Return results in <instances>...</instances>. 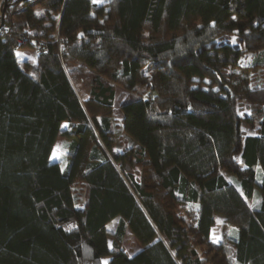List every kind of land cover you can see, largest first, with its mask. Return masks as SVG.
<instances>
[{"label":"trees","instance_id":"trees-1","mask_svg":"<svg viewBox=\"0 0 264 264\" xmlns=\"http://www.w3.org/2000/svg\"><path fill=\"white\" fill-rule=\"evenodd\" d=\"M65 65L90 73L82 101ZM105 261L264 264V0H6L0 264Z\"/></svg>","mask_w":264,"mask_h":264},{"label":"rangeland","instance_id":"rangeland-1","mask_svg":"<svg viewBox=\"0 0 264 264\" xmlns=\"http://www.w3.org/2000/svg\"><path fill=\"white\" fill-rule=\"evenodd\" d=\"M104 1V0H102ZM1 3V2H0ZM18 53V59L20 61H26L28 59H30L31 61L35 60V55H36V51L31 50L29 52H21L20 50L17 51ZM29 68L31 69L32 67L29 66ZM65 70L69 76V79L72 82V85L79 97V99L82 101L84 99V97L88 94L89 89H90V73L88 72V70H86V68L82 67V66H66L65 65ZM120 93H126V91L120 87L119 85L115 86V95L117 96ZM246 102L243 103V107L241 109H239V114H243V113H249V109L245 107ZM118 106V101H114V107ZM115 120V118L113 119ZM66 123H62L61 124V130L65 128ZM257 126L254 127L253 131H249L246 128H244V130L247 132V134H255L254 130L256 129ZM115 147L117 148V150L121 149L123 143H127V145H133V142L128 139L126 137V135H124L121 132V128H120V124L118 122V120L116 121V127H115ZM68 143V139H66L65 137H63L62 135H58L56 137V140L54 142L51 154H50V160L52 162H58L60 164V166L62 168H64L66 166V162H67V158H66V145ZM182 214V217L184 219H186V216ZM117 223V218L113 219L110 223H108V230L110 232H112L116 226ZM216 226L213 228L212 231V236L211 238L214 240L216 238L220 237V233H221V229H220V224L219 222H216ZM231 226H226V230L230 229ZM234 228H232V230H228V231H223L225 232V235H227V237H231L234 235ZM178 233H182L180 229H178ZM177 234V235H179ZM226 237V236H225ZM220 240V239H219ZM181 241V237L177 236L176 237V242H180ZM217 241V240H216ZM123 245L125 247V249L129 252V254H134L135 252H137L140 249L139 244L135 241V238L129 233V231L127 230V234L124 238V242ZM175 244H171L169 249L172 251V254L174 256V258L176 260H178V255L180 253L179 250H176L174 247Z\"/></svg>","mask_w":264,"mask_h":264},{"label":"crops","instance_id":"crops-1","mask_svg":"<svg viewBox=\"0 0 264 264\" xmlns=\"http://www.w3.org/2000/svg\"><path fill=\"white\" fill-rule=\"evenodd\" d=\"M2 0H0V2H1ZM216 222H219V224L221 225L220 226V229H221V233H220V237L219 238H216V239H214V241H218L219 239L221 240L223 237H227V235H225V232L226 231H228V230H232V228H234V227H231L230 229H228V230H226V226H224L223 225V218L222 217H220V216H217L216 218H215V222H214V224H213V226L211 227V236H212V231H213V228L216 226ZM110 223V222H109ZM107 226H108V224H107ZM106 226V227H107ZM108 228V227H107ZM233 230H236V229H233ZM109 231V230H108ZM223 231H225V232H223ZM231 238V237H230Z\"/></svg>","mask_w":264,"mask_h":264},{"label":"water","instance_id":"water-1","mask_svg":"<svg viewBox=\"0 0 264 264\" xmlns=\"http://www.w3.org/2000/svg\"><path fill=\"white\" fill-rule=\"evenodd\" d=\"M5 6H6V0H3V6H2L1 13H0V28L3 25V16H4Z\"/></svg>","mask_w":264,"mask_h":264},{"label":"built area","instance_id":"built-area-1","mask_svg":"<svg viewBox=\"0 0 264 264\" xmlns=\"http://www.w3.org/2000/svg\"><path fill=\"white\" fill-rule=\"evenodd\" d=\"M37 45H38V47H39V49H40L41 51H46V47H45L44 45H42V44H40V43H37Z\"/></svg>","mask_w":264,"mask_h":264},{"label":"snow or ice","instance_id":"snow-or-ice-1","mask_svg":"<svg viewBox=\"0 0 264 264\" xmlns=\"http://www.w3.org/2000/svg\"><path fill=\"white\" fill-rule=\"evenodd\" d=\"M94 3L102 2V0H93ZM67 127V125H65ZM104 264H107V261L104 262Z\"/></svg>","mask_w":264,"mask_h":264}]
</instances>
